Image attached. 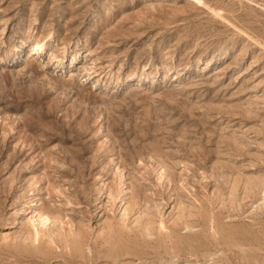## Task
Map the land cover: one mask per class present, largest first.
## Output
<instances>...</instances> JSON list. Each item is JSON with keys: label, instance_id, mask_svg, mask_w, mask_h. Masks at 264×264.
Masks as SVG:
<instances>
[{"label": "rangeland", "instance_id": "obj_1", "mask_svg": "<svg viewBox=\"0 0 264 264\" xmlns=\"http://www.w3.org/2000/svg\"><path fill=\"white\" fill-rule=\"evenodd\" d=\"M0 264H264V0H0Z\"/></svg>", "mask_w": 264, "mask_h": 264}, {"label": "bare ground", "instance_id": "obj_2", "mask_svg": "<svg viewBox=\"0 0 264 264\" xmlns=\"http://www.w3.org/2000/svg\"><path fill=\"white\" fill-rule=\"evenodd\" d=\"M42 46H43V43L41 41L36 42V43L32 44V46L25 52H26V54L31 55L33 53L38 52L42 48Z\"/></svg>", "mask_w": 264, "mask_h": 264}]
</instances>
